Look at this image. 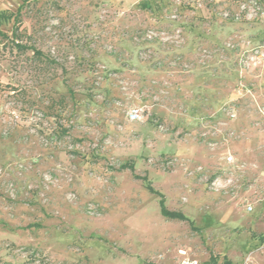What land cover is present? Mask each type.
Here are the masks:
<instances>
[{
  "label": "rangeland",
  "instance_id": "obj_1",
  "mask_svg": "<svg viewBox=\"0 0 264 264\" xmlns=\"http://www.w3.org/2000/svg\"><path fill=\"white\" fill-rule=\"evenodd\" d=\"M0 17V264H264V0Z\"/></svg>",
  "mask_w": 264,
  "mask_h": 264
},
{
  "label": "built area",
  "instance_id": "obj_2",
  "mask_svg": "<svg viewBox=\"0 0 264 264\" xmlns=\"http://www.w3.org/2000/svg\"><path fill=\"white\" fill-rule=\"evenodd\" d=\"M145 117L144 109L141 107L134 106L128 111V118L130 121L141 120ZM251 207L248 206V209Z\"/></svg>",
  "mask_w": 264,
  "mask_h": 264
},
{
  "label": "trees",
  "instance_id": "obj_3",
  "mask_svg": "<svg viewBox=\"0 0 264 264\" xmlns=\"http://www.w3.org/2000/svg\"><path fill=\"white\" fill-rule=\"evenodd\" d=\"M20 10H21V6L18 8V11H17V13L14 15V19H15V24H16V20L18 19V15H19V12H20ZM0 19H1V17H0ZM1 21V20H0ZM15 24H14V30H15V32H17V30H18V28H17V26L15 27ZM0 32H1V30H0ZM14 32V33H15ZM17 44H18V42H16ZM21 47H24L21 43H20V48ZM163 212H164V214H166V215H171L170 213L171 212H169L168 210H166V209H164L163 210ZM211 262L212 263H216V259L214 258V257H212V259H211ZM225 262H226V264H232L229 260H225Z\"/></svg>",
  "mask_w": 264,
  "mask_h": 264
}]
</instances>
